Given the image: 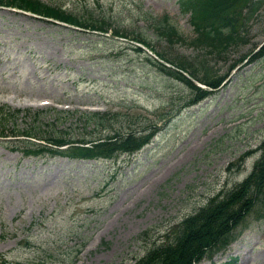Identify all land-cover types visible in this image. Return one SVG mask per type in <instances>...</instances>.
<instances>
[{"label":"rangeland","instance_id":"obj_1","mask_svg":"<svg viewBox=\"0 0 264 264\" xmlns=\"http://www.w3.org/2000/svg\"><path fill=\"white\" fill-rule=\"evenodd\" d=\"M44 1L80 16L91 9L110 27L70 28L0 6L3 264H127L152 238L171 236L178 219L208 194L239 180L260 152L255 146L264 136V54L239 57L264 40V0H254L241 38L220 56L186 40L157 38L141 21L144 9L167 13L179 32L191 35L188 11L178 0ZM112 27L128 36L138 31L169 57L204 62L217 72L237 62L216 88L183 104L190 88L158 70L143 51L150 53L112 34ZM41 97L70 109L33 104ZM90 104L131 116L86 120L74 109ZM25 128L73 137L151 131L133 151L78 157L25 151L19 140ZM235 229L233 240L193 264H264L263 195Z\"/></svg>","mask_w":264,"mask_h":264},{"label":"trees","instance_id":"obj_2","mask_svg":"<svg viewBox=\"0 0 264 264\" xmlns=\"http://www.w3.org/2000/svg\"><path fill=\"white\" fill-rule=\"evenodd\" d=\"M183 7L190 9L189 23L192 25L193 35L187 41L194 45L205 47L207 52L221 55L226 46L240 38L239 29H245V22L256 7L254 0H180ZM0 3H8L30 9L41 15L53 16L88 29L103 30L109 26L110 20L103 16L92 14L88 10L84 16L79 13L67 10L62 6L45 2L44 0H0ZM143 19H148V26L157 35L167 41L183 39L181 33L176 30L174 24L166 13L159 16L152 15L147 10L141 14ZM113 33L128 36V33L117 27H112ZM134 31L131 38L139 40L149 46L159 57L173 63L174 66L185 69L189 75L204 82L209 87H215L225 76L227 69L221 72L212 70L210 65L202 63L200 72L197 73L196 65H193L188 58L166 55L162 50L156 49L148 39ZM134 48L141 50L139 45ZM264 53V40L259 43L256 49L248 51L249 58ZM157 69L173 74L183 80L190 87V101H195L209 92L210 88L201 87L195 84L190 78L184 75L179 69L166 65L157 59H151ZM4 105H0V108ZM86 118L118 117V111H84L81 112ZM130 119V114L124 115ZM153 119L148 125L154 126ZM24 133L36 134L29 128ZM49 134V133H48ZM51 135V134H50ZM147 133H136L129 130L124 134L106 135L102 139L94 138L90 143H85L84 136L73 139L71 136L46 135L38 133V137L45 138L56 144L67 142V146L59 148L46 142L23 139L25 150L39 151L51 150L60 151L69 155L95 157L98 155H110L116 150H131L139 146L147 137ZM36 136V135H35ZM260 155L255 158L250 170L239 180L234 181L230 186L219 188L206 196L203 203L198 204L190 212L183 214L179 223L173 228L171 236L160 237L151 240L144 251L135 256L128 264H192L203 254H209L212 249H217L226 244L234 236V226L242 216L254 205L255 199L264 196V137L259 141ZM144 232V231H143Z\"/></svg>","mask_w":264,"mask_h":264}]
</instances>
